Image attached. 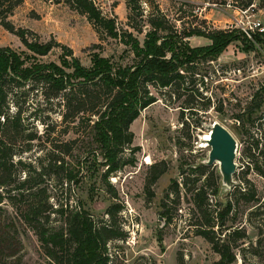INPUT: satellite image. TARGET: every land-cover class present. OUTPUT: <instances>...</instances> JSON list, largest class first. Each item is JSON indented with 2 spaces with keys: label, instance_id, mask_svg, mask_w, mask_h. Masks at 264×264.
<instances>
[{
  "label": "rangeland",
  "instance_id": "rangeland-1",
  "mask_svg": "<svg viewBox=\"0 0 264 264\" xmlns=\"http://www.w3.org/2000/svg\"><path fill=\"white\" fill-rule=\"evenodd\" d=\"M94 1L104 14L116 17L120 27L128 28L126 0ZM141 2L145 16L158 4L181 32L194 28L226 30L238 34L239 38L232 41L217 59H202L194 73L191 70L186 72L183 88H179L177 93L172 88L151 86L157 101L144 108L131 124L134 132L132 147L137 149L135 163L126 165L109 177L118 191L117 198L112 196L103 181L102 174L106 167L88 123L84 121L80 127L77 125L79 121L70 123V117H64L61 100H46L41 85L28 83L15 88L10 95V111L15 112L19 108L26 133L35 134L31 142L22 140L16 144V160L21 158L29 166L17 167L15 173L21 179L30 175L31 183L36 182L32 184L35 185L34 189L43 188L48 204L54 209L68 203L71 207L82 206L96 220H107V208L114 202L122 203L118 225L128 233V238L109 243L113 257L117 256L113 264H214L220 256L204 237L195 233L197 217L192 213V191L203 183L205 176L195 184L189 183L188 187L192 190L188 193L182 179L184 171L193 178L196 173L192 169L206 165L203 161L211 147L203 145L206 142L201 136L208 132L209 125L219 121L238 140V166L234 174L236 183L233 189L222 193V200L232 199V191L239 192L250 187L246 180L255 187L260 200H264V175L255 168L248 170V163L251 162L248 147L253 139L264 141V38L253 41L240 31L237 20L249 18H242L236 0ZM255 2L256 7L250 14H255L264 23V3L262 0ZM10 20L16 27L22 26L36 32L42 42L54 38L71 46L84 65L92 63L94 51L90 47L94 43H100L97 51L100 50L103 56L110 57L115 63L126 65L134 62L133 53L118 40H100L87 17L71 9L68 0H24ZM134 33L141 42L144 41V33ZM187 39L192 46L212 43L205 36ZM0 46H12L30 53L18 36L2 25ZM62 53L60 47H55L47 55L38 56V59L60 63ZM258 103L260 106L256 108ZM191 105L198 112L187 109ZM261 123L263 126H260ZM72 127L78 128L74 129L78 132L75 133ZM77 137L80 139L70 152V139ZM127 151L126 155L129 156L130 150ZM255 151L253 149L252 153ZM58 154L64 157L67 170L71 166L79 171V183L63 182L65 172L57 173L61 169L55 168V171L50 168ZM260 160L264 161L262 158ZM163 162L166 171L151 186L154 195L150 197L145 189L150 167L157 163L161 168ZM206 166L209 171L215 172L221 185L219 162ZM174 179L180 183L181 202L171 209L173 220L168 223L162 215V203ZM209 195L215 200L211 190ZM171 197L175 198L176 195L172 194ZM23 203L17 201L14 205L5 199L0 204V264H56L46 255L35 231L24 222L20 212ZM256 205L258 202L239 203L238 221L245 225L248 239L243 248L236 249V264H264V239L259 245L261 235L256 228L259 223H264V215L253 217L252 224L247 222L250 211ZM63 220L64 217L53 212V223L61 225Z\"/></svg>",
  "mask_w": 264,
  "mask_h": 264
},
{
  "label": "trees",
  "instance_id": "trees-1",
  "mask_svg": "<svg viewBox=\"0 0 264 264\" xmlns=\"http://www.w3.org/2000/svg\"><path fill=\"white\" fill-rule=\"evenodd\" d=\"M23 2L24 0H0V25L18 36L30 52L20 51L12 46H0V204L5 199H9L14 205L17 201H24L20 208L24 222L35 231L46 255L56 264H113L117 256L113 257L109 243L128 238V233L118 225L117 218L122 212V203L114 202L107 208V220H96L82 206L71 207L68 203L54 209L48 204L45 190L34 189L35 185L32 184L36 182L31 183L30 175L21 179L15 173L17 167L29 166L21 158L16 160V144L22 140L31 142L35 139V134L26 133L19 108L15 112L10 111L12 91L28 83L41 85L46 100H61L64 117H70V123L79 121V127L84 121L88 123L92 139L97 143L106 167L102 174L103 181L112 196L117 198L118 191L109 177L126 165L135 163L137 149L132 147L134 132L131 124L144 108L157 101L151 86L172 88L177 93L179 88H183L186 72L191 70L194 73L202 59H217L239 35L226 30L206 31L199 28L181 32L158 4L145 16L141 0H126L129 9L128 28H123L119 26L116 17L104 14L94 0H68L71 9L87 17L100 40L116 39L134 55L132 64L115 63L110 57L103 56L100 50L97 51L101 47L100 43H94L90 47L94 51L92 63L87 66L71 46L54 38L42 42L36 32L26 27H16L10 16ZM251 3L252 0H241L244 7ZM144 17L146 19H142ZM134 31L145 34L143 42ZM192 36L208 37L212 43L192 46L187 39ZM256 36L258 40H262L259 35ZM55 47H60L63 52L60 63L38 59V56L47 55ZM259 106L260 103L256 108ZM187 109L193 113L198 112L194 105ZM251 121L254 122L255 119ZM74 129L78 130L72 127L73 131ZM79 139H70V152ZM253 149H256L255 153H252ZM127 150H130L129 156L126 155ZM248 151L251 160L248 170L255 168L264 175V161L260 160H264V141L262 143L259 138L253 139ZM65 162L64 157L58 154L49 166L53 170L61 169L57 173L65 172L63 182L79 183V171L71 166L67 170ZM163 164L161 168L157 163L150 167V177L145 187L150 197L154 195L151 186L166 171V165L164 162ZM192 172L196 173L195 177L191 178L184 171L182 179L187 193L192 190L188 187L189 183L195 184L205 176L203 183L192 191V213L197 217L194 223L195 233L204 237L220 256L214 264H236V249L241 248L248 239L245 225L238 221L239 203L258 202L247 219L252 224L253 217L264 215V200H260L255 187L246 180L250 187L239 192L232 191V199L226 198L224 202L219 196L221 187L214 171H209L206 165H199ZM42 174L43 172L40 173ZM10 186H13L12 189ZM210 190L215 200L210 197ZM172 194L176 197L172 198ZM180 197V183L174 179L162 203V215L168 223L173 220L171 209L180 204ZM53 212L64 217L61 225L51 221ZM256 228L261 235L258 240L261 245L264 223H259Z\"/></svg>",
  "mask_w": 264,
  "mask_h": 264
},
{
  "label": "water",
  "instance_id": "water-1",
  "mask_svg": "<svg viewBox=\"0 0 264 264\" xmlns=\"http://www.w3.org/2000/svg\"><path fill=\"white\" fill-rule=\"evenodd\" d=\"M210 131L207 145L211 147L208 157L203 161L206 165L219 162V170L222 176L220 194L226 193L235 186L234 174L237 171L238 140L234 134L219 121H214L208 126Z\"/></svg>",
  "mask_w": 264,
  "mask_h": 264
},
{
  "label": "built area",
  "instance_id": "built-area-1",
  "mask_svg": "<svg viewBox=\"0 0 264 264\" xmlns=\"http://www.w3.org/2000/svg\"><path fill=\"white\" fill-rule=\"evenodd\" d=\"M239 1L241 2V0H236V7L239 13L241 14L242 18H249L248 20H237L240 31H242L246 37L253 41L255 38H257L256 35H259L261 39L264 38V23L260 18H257L255 14H250V11H253L256 7L255 0H252V3L247 7H244Z\"/></svg>",
  "mask_w": 264,
  "mask_h": 264
},
{
  "label": "bare ground",
  "instance_id": "bare-ground-1",
  "mask_svg": "<svg viewBox=\"0 0 264 264\" xmlns=\"http://www.w3.org/2000/svg\"><path fill=\"white\" fill-rule=\"evenodd\" d=\"M207 131H208V132H207L206 134H203V135L201 136V138H202V140H203L204 142H207V140L209 139L210 131H209V129H208ZM203 145H207V144L204 143Z\"/></svg>",
  "mask_w": 264,
  "mask_h": 264
}]
</instances>
